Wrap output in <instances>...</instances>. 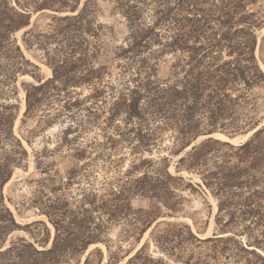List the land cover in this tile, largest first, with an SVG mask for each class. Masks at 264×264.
Wrapping results in <instances>:
<instances>
[{"label": "trees", "instance_id": "obj_1", "mask_svg": "<svg viewBox=\"0 0 264 264\" xmlns=\"http://www.w3.org/2000/svg\"><path fill=\"white\" fill-rule=\"evenodd\" d=\"M82 1L0 0V264H69L102 241L108 225H122L125 237L137 244L149 236L125 264H169L149 253L152 242L186 264L195 257V264H210L222 256L236 264H264V127L240 146L208 139L186 152L204 133L205 122L213 125L248 92L264 87L255 34L264 14L254 9L261 0H101L125 19L128 30L112 59L114 83L105 82L113 77L112 68L96 66L90 51L88 36L96 35L90 18L99 0ZM44 11L53 14L44 31L33 27L22 42L41 53L52 77L24 84V116L37 118L43 128L68 120L54 150L36 154L37 178L30 182L35 188L30 206L52 224L53 238L42 221L21 226L3 192L15 169L29 159L14 134V85L19 76H34L30 68H37L26 59L15 34ZM167 65L169 76L162 79L161 68ZM93 126L101 130L102 140L86 143L81 135ZM167 132L174 136L170 152H186L176 173L199 174L202 183L197 186L217 199L219 232L235 222L247 225V243L235 236L201 240L189 226L161 220L182 210L179 191L195 189L170 172L168 158L145 157L161 149ZM126 149L133 159L124 170V158L114 155ZM226 149L227 156H220ZM64 151L71 165L61 171L48 159ZM93 151L96 157L88 160ZM98 161L105 172L102 179L94 175L92 186H79ZM75 185L79 198L71 196ZM136 200L146 206L135 207ZM39 226L45 233L40 241ZM19 230L35 242L20 237L6 247ZM201 244L207 245L209 260L193 249L186 254L187 247ZM119 261L114 255L107 264ZM84 264H91L89 256Z\"/></svg>", "mask_w": 264, "mask_h": 264}, {"label": "rangeland", "instance_id": "obj_2", "mask_svg": "<svg viewBox=\"0 0 264 264\" xmlns=\"http://www.w3.org/2000/svg\"><path fill=\"white\" fill-rule=\"evenodd\" d=\"M86 0L82 1L83 2ZM81 5V7H82ZM112 5L99 0L95 9L92 8V17L94 20V32L95 36H88L90 42V51L93 56L92 62L96 66H108L112 68L113 77H107L105 82H117L115 81L117 70L115 64H113V56L115 50L124 44V40L128 35L125 19L115 13L112 10ZM256 11L264 14V0L254 7ZM53 14L49 11L40 12L34 14L31 20V26L19 30L15 34L19 44L23 47L26 59L29 60L37 68H30L34 71V76L24 75L19 76L17 83L14 85L18 91V96L12 100V103L16 105L17 118L14 123V134L21 139L23 145L29 153V159L24 162L23 167L16 168L12 179L4 187V195L6 198L7 206L14 213L17 222L21 226L31 224L36 221H42L46 224L51 237L54 236V228L49 220L40 215L39 210L36 207H32L31 202L34 198V187L30 184L31 180L36 179L35 169V157L36 154L42 152L44 148L48 152L54 150L56 144L59 141L62 131L67 126V121L63 125L56 123L51 127L43 128L38 125L37 118H25V92L24 84H36L38 80H47L52 77V71L42 59L41 53L35 50H29L24 47L22 42L23 35L31 28L37 29L35 31H44L46 25L50 22ZM258 40V46L256 50V58L260 67L264 70V23L262 27L258 28L255 32ZM96 56L94 57V54ZM167 61L171 60V56H167ZM164 63H162L163 65ZM114 65V67H113ZM162 67V66H161ZM169 76L168 65L161 68L160 77L166 79ZM80 92L79 88L77 89ZM84 94H88V90H83ZM234 96H237L234 94ZM207 125V126H206ZM205 128L204 133L198 138L200 141L196 145L206 141L208 139L218 140L220 142H226L225 139H236L238 142L246 143L251 137V133L264 127V87L255 88L248 92L235 106V108L228 113V115L221 120L216 121L213 125H209L205 122L203 125ZM211 130V131H210ZM74 135H71L72 139ZM81 139L86 143L93 142L94 139L102 140L101 130L98 127H92L84 135H81ZM29 142V143H28ZM174 136L172 133H165L164 141L161 149L155 150L152 154H145L147 158H168L170 162V172L176 176H182L186 179V183H192L195 185L194 190L186 189L179 191L180 196L183 198L182 210L172 218H163L161 220L171 222L180 225H186L191 228L196 237L201 240L209 238H227L229 236H235L236 239L242 240L244 243L248 242L246 233H244V224L233 223L232 227L224 232H219V228L216 224V216L218 213L217 199L211 194V192L205 188H199L197 185L201 184V178L199 174L195 172H187L182 170L180 174L176 173V167L178 161L184 156L186 152L181 155H174L170 152V147L173 145ZM227 143V142H226ZM235 146V145H234ZM239 146V145H236ZM231 153V151H229ZM68 152L64 151L59 156L50 157L48 161L54 162L56 168L61 171L68 168L71 163L69 162ZM97 152L93 151L88 157V160L96 157ZM220 156H227V149L219 153ZM64 157V158H63ZM115 159L124 158V170L129 166L133 156H131L129 149L123 150L120 153L114 155ZM87 160V161H88ZM234 162V161H233ZM94 164V162H93ZM94 168V166H93ZM96 169L92 170L89 177L82 179L79 186L88 187L94 184L95 177L101 180L105 174L101 161H98ZM95 171V172H94ZM78 185L71 188V196L78 197L79 191ZM94 186V185H93ZM135 207H145L146 203L141 200H136ZM98 222V220L96 221ZM94 226V224H93ZM40 234L38 241L45 237L44 227L39 226ZM24 237L31 242H35L34 238L28 232L19 230L13 232L9 238L6 247L10 242L15 241L17 238ZM148 234L144 237L141 244H137L133 237H125L122 225H108L104 229L102 234V241L89 246L87 251L83 254H79L70 259L69 264H84L85 259L89 256L91 264H107L110 256H118L120 259L119 264H125L128 260L129 254H134L142 244L148 239ZM42 248L41 244H36ZM249 245V244H248ZM51 246V243L48 247ZM207 245L201 244L200 247L192 248L187 247L186 254L188 255L190 250H195V254H201L203 260H209ZM249 249H254L253 246H248ZM257 249V248H255ZM263 253L260 249H257ZM149 253L155 258H163L168 261L169 264H186L184 260H176L169 257L165 253H162L159 248L152 242ZM264 254V253H263ZM196 256V255H195ZM198 256V255H197ZM197 257H195L196 260ZM195 260L191 264H195ZM210 264H236L233 260L227 259L222 256L218 259H211ZM201 264V263H200Z\"/></svg>", "mask_w": 264, "mask_h": 264}, {"label": "water", "instance_id": "obj_3", "mask_svg": "<svg viewBox=\"0 0 264 264\" xmlns=\"http://www.w3.org/2000/svg\"><path fill=\"white\" fill-rule=\"evenodd\" d=\"M24 106H25V101H24ZM25 108H26V106H25ZM258 129H256V130H254L252 133H251V135H253L256 131H257ZM236 139H238V138H235V139H230V138H227V139H225V141L227 142V143H229V144H231V145H243L244 144V142H238V143H236ZM199 139L197 140V141H195L188 149H191V147H193V146H195L196 145V143H199ZM140 249V248H139ZM138 251V250H137ZM133 255V254H132ZM131 257V256H130ZM129 257V258H130ZM128 258V259H129Z\"/></svg>", "mask_w": 264, "mask_h": 264}, {"label": "bare ground", "instance_id": "obj_4", "mask_svg": "<svg viewBox=\"0 0 264 264\" xmlns=\"http://www.w3.org/2000/svg\"><path fill=\"white\" fill-rule=\"evenodd\" d=\"M25 107V106H24ZM237 141V140H236ZM237 143V142H236Z\"/></svg>", "mask_w": 264, "mask_h": 264}]
</instances>
